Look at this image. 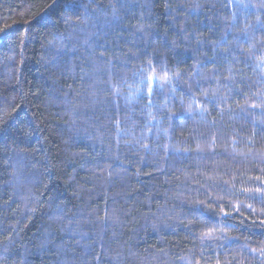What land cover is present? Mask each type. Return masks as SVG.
I'll return each mask as SVG.
<instances>
[{
  "label": "trees",
  "instance_id": "16d2710c",
  "mask_svg": "<svg viewBox=\"0 0 264 264\" xmlns=\"http://www.w3.org/2000/svg\"><path fill=\"white\" fill-rule=\"evenodd\" d=\"M0 264H264V0H0Z\"/></svg>",
  "mask_w": 264,
  "mask_h": 264
}]
</instances>
